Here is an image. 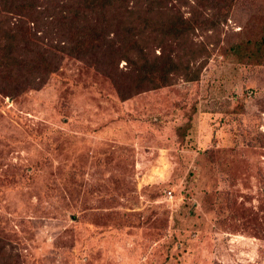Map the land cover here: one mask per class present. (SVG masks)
<instances>
[{"label": "rangeland", "instance_id": "1", "mask_svg": "<svg viewBox=\"0 0 264 264\" xmlns=\"http://www.w3.org/2000/svg\"><path fill=\"white\" fill-rule=\"evenodd\" d=\"M233 14L169 87L122 98L67 57L0 93V264H264V0ZM192 114L197 142L172 137Z\"/></svg>", "mask_w": 264, "mask_h": 264}, {"label": "trees", "instance_id": "2", "mask_svg": "<svg viewBox=\"0 0 264 264\" xmlns=\"http://www.w3.org/2000/svg\"><path fill=\"white\" fill-rule=\"evenodd\" d=\"M235 1L0 0V93L42 89L67 57L100 69L122 98L169 87L171 77L185 74L197 52L196 36L213 49L221 46ZM226 58L220 62L223 73L231 56ZM122 60L126 70L119 68ZM232 66L239 73L240 64ZM239 96L235 92L229 104L239 102ZM170 114L152 106L148 121L167 128ZM193 120L192 114L181 131L175 123L172 137L196 143L199 124Z\"/></svg>", "mask_w": 264, "mask_h": 264}, {"label": "built area", "instance_id": "3", "mask_svg": "<svg viewBox=\"0 0 264 264\" xmlns=\"http://www.w3.org/2000/svg\"><path fill=\"white\" fill-rule=\"evenodd\" d=\"M169 195L172 196V192L171 191L169 192Z\"/></svg>", "mask_w": 264, "mask_h": 264}]
</instances>
